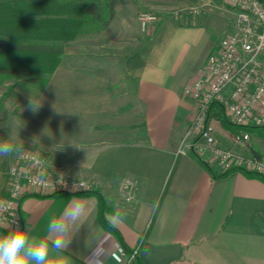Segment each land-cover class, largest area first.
Segmentation results:
<instances>
[{"label":"crops","instance_id":"0c3cea01","mask_svg":"<svg viewBox=\"0 0 264 264\" xmlns=\"http://www.w3.org/2000/svg\"><path fill=\"white\" fill-rule=\"evenodd\" d=\"M215 41L202 24L169 20L153 31L146 52L122 56L142 126L132 140L115 138L109 151L93 148V163L83 172L104 198L103 215L143 264H264V178L239 169L215 177L190 152H177L194 113L183 88L200 73ZM216 135L230 146L226 129L216 126ZM197 155L214 172L223 171L208 151ZM7 168L0 164V199ZM126 179L132 182L129 200L120 189ZM73 204L82 206V215L65 236L67 247L50 253V264H127L131 256L119 252L100 223L95 194H25L20 227L27 223L47 240L49 221Z\"/></svg>","mask_w":264,"mask_h":264},{"label":"rangeland","instance_id":"374dc122","mask_svg":"<svg viewBox=\"0 0 264 264\" xmlns=\"http://www.w3.org/2000/svg\"><path fill=\"white\" fill-rule=\"evenodd\" d=\"M115 9L97 34L84 33L65 43L62 61L46 84L22 78L0 84V140L14 129L9 142L20 151L36 152L56 173L88 179L83 172L93 163V148L109 151L115 138L132 140L142 126L135 86L121 68V57L146 52L153 31L166 21L202 24L218 42L236 18L219 0H119ZM141 13L154 15L144 28ZM31 100L39 104L35 112ZM249 136L264 158V137L250 131ZM19 152L0 157L2 168L9 169Z\"/></svg>","mask_w":264,"mask_h":264},{"label":"built area","instance_id":"2783aa9c","mask_svg":"<svg viewBox=\"0 0 264 264\" xmlns=\"http://www.w3.org/2000/svg\"><path fill=\"white\" fill-rule=\"evenodd\" d=\"M219 1L235 11V24L211 48L200 73L183 88V95L194 103V113L177 152L208 151L211 163L222 170L239 167L264 175V158L253 153L249 132L227 131L231 144L221 145L216 135L218 121L211 110L212 103L217 102L229 121L264 126V0ZM152 18L154 15L141 13V27ZM235 145L243 152L237 151ZM92 187L89 179L49 170L36 152L20 151L8 169L5 194L0 199V227L9 230L14 227L13 220L21 226L19 200L26 193H73ZM120 189L126 200L132 197L129 179L121 183ZM115 246L124 253L118 241Z\"/></svg>","mask_w":264,"mask_h":264},{"label":"trees","instance_id":"16d2710c","mask_svg":"<svg viewBox=\"0 0 264 264\" xmlns=\"http://www.w3.org/2000/svg\"><path fill=\"white\" fill-rule=\"evenodd\" d=\"M118 1L0 0V84L6 80L20 78L39 85L46 84L49 76L62 61L65 43L84 33L97 34L105 28L114 17ZM211 110L218 125L227 131L237 132L239 129H245L264 137V126H243L229 121L217 102L212 103ZM250 147L253 153L260 157L254 145L251 144ZM190 153L215 177L239 169L264 178V175L239 167L214 172L211 166L196 153L193 151ZM56 193L65 192H53ZM73 193L96 195L101 225L113 234L124 252L130 256L133 250L125 244L118 230L103 215L106 206L101 192L92 187ZM127 264H143V262L141 257L134 253Z\"/></svg>","mask_w":264,"mask_h":264},{"label":"clouds","instance_id":"9594fccd","mask_svg":"<svg viewBox=\"0 0 264 264\" xmlns=\"http://www.w3.org/2000/svg\"><path fill=\"white\" fill-rule=\"evenodd\" d=\"M29 107L35 112L39 104L34 105L31 100ZM15 135L12 129L7 139L0 140V157H8L20 151V146L9 142ZM82 212L81 205L73 204L63 216L50 220L47 240L34 235L27 223L21 228L13 220L14 227L0 233V264H50V253L54 251L59 254L67 247L69 242H66L65 236L76 226Z\"/></svg>","mask_w":264,"mask_h":264}]
</instances>
